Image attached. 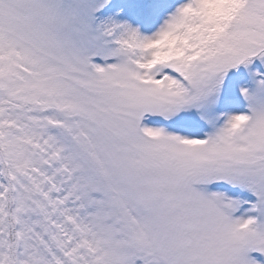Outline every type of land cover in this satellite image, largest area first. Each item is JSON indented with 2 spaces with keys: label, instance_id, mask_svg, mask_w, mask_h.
<instances>
[{
  "label": "snow or ice",
  "instance_id": "1",
  "mask_svg": "<svg viewBox=\"0 0 264 264\" xmlns=\"http://www.w3.org/2000/svg\"><path fill=\"white\" fill-rule=\"evenodd\" d=\"M0 264H264V0H0Z\"/></svg>",
  "mask_w": 264,
  "mask_h": 264
}]
</instances>
